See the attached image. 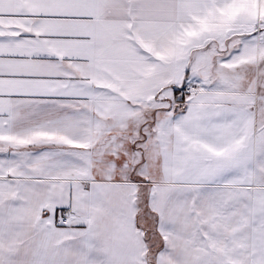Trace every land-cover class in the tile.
Segmentation results:
<instances>
[{
	"label": "snow or ice",
	"instance_id": "obj_1",
	"mask_svg": "<svg viewBox=\"0 0 264 264\" xmlns=\"http://www.w3.org/2000/svg\"><path fill=\"white\" fill-rule=\"evenodd\" d=\"M0 264H264V0H0Z\"/></svg>",
	"mask_w": 264,
	"mask_h": 264
}]
</instances>
